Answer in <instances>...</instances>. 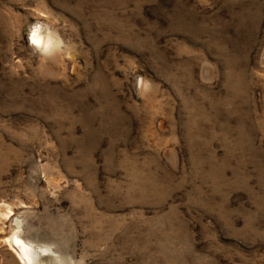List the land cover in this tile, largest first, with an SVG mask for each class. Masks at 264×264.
Masks as SVG:
<instances>
[{"label":"rangeland","instance_id":"obj_1","mask_svg":"<svg viewBox=\"0 0 264 264\" xmlns=\"http://www.w3.org/2000/svg\"><path fill=\"white\" fill-rule=\"evenodd\" d=\"M15 235L35 264H264V0H0V264Z\"/></svg>","mask_w":264,"mask_h":264},{"label":"bare ground","instance_id":"obj_2","mask_svg":"<svg viewBox=\"0 0 264 264\" xmlns=\"http://www.w3.org/2000/svg\"><path fill=\"white\" fill-rule=\"evenodd\" d=\"M32 39H33V42L35 44L39 45L40 47H42L43 45H48V43H50V41H51L50 37H48V36L43 37V35L42 36H40V35L34 36L33 35ZM12 241H13V246L16 248L18 255H19V258L23 264H35V263H37V261H35L36 258L39 257L40 255L45 254L44 251H41L37 246H34L28 242H25L24 240H22V238H19L18 235H15L13 237ZM46 251H48V250H46ZM50 253H51V251H50ZM45 256H46V254H45Z\"/></svg>","mask_w":264,"mask_h":264}]
</instances>
